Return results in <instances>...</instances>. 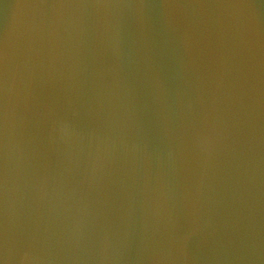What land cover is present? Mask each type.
<instances>
[{
  "label": "water",
  "instance_id": "water-1",
  "mask_svg": "<svg viewBox=\"0 0 264 264\" xmlns=\"http://www.w3.org/2000/svg\"><path fill=\"white\" fill-rule=\"evenodd\" d=\"M0 264H264V0H0Z\"/></svg>",
  "mask_w": 264,
  "mask_h": 264
}]
</instances>
